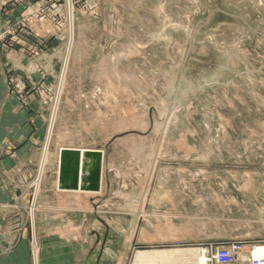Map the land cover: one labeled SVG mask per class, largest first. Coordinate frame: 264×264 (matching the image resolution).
<instances>
[{"label": "rangeland", "instance_id": "rangeland-1", "mask_svg": "<svg viewBox=\"0 0 264 264\" xmlns=\"http://www.w3.org/2000/svg\"><path fill=\"white\" fill-rule=\"evenodd\" d=\"M68 5L0 0V101L44 114L41 159L62 95L51 177L35 204L40 264H134L138 252L174 249L219 264V251L241 246L238 264L261 262L250 249L264 246V0ZM68 148L105 152L98 206L46 192ZM41 159L9 202L22 211L10 227L34 209ZM27 230L9 245L26 242Z\"/></svg>", "mask_w": 264, "mask_h": 264}, {"label": "crops", "instance_id": "crops-1", "mask_svg": "<svg viewBox=\"0 0 264 264\" xmlns=\"http://www.w3.org/2000/svg\"><path fill=\"white\" fill-rule=\"evenodd\" d=\"M69 5L68 11L70 10ZM18 66L22 67L20 65ZM3 86V82L0 81V90L4 88ZM5 102L6 101H0V264H37L38 243L36 244L37 248L34 252L30 237V223L28 220L29 218H31V212L29 215L26 208L23 209V211L25 212V216H23L25 217V220L23 221V225L21 227L20 225L10 227L8 224V219L9 217L16 219L21 216L20 212L22 214V211H19L17 209H15L14 211H9V202L16 200V194L18 195L22 189H25L28 185H30V183L34 181L38 173L42 153L40 147L45 140V132L41 129V127L45 124V118L44 114H42L41 116L34 115V111L32 108L31 111L33 112L30 113V110H22L17 102L11 107L8 106V103L6 104ZM68 149H84L86 153L98 152V154H104L101 160V177L99 179V183L96 178L89 180L88 176L82 177V174L80 172L81 175H79V189L72 188L75 185L74 178L71 180V182L66 181L63 188H60L59 186L63 183L61 184L58 178L56 179V183H50V186L52 188L49 186L50 188L47 189L46 192L54 191L56 196L67 199H77L83 198L84 196H90L89 198L91 202L95 206H98V203H100L99 198H101L102 196L105 185V152L99 151L98 149L87 148ZM98 157L99 155L97 156L95 155V153H93L91 154V157H89L88 159L86 158V161L90 165L93 164V166H95L94 163L96 162L95 160ZM90 168L91 167L87 169L89 170ZM82 178L84 179L82 184H85L86 188L90 190L80 187ZM107 185H109V183H107ZM81 212L85 213L87 211L82 210ZM95 212L98 211L95 210ZM27 227L28 230L26 242H20L19 240L16 244L9 245V235L14 236L15 234H19L20 236L22 230ZM99 232L100 231L98 229L94 230L93 233L95 237H98ZM39 249H41L40 240ZM87 253H90V255L92 256V254H94V251L87 250ZM90 258L93 261L94 256ZM102 263L103 262L101 256L95 257L94 264ZM87 264H90V261H87Z\"/></svg>", "mask_w": 264, "mask_h": 264}, {"label": "bare ground", "instance_id": "bare-ground-1", "mask_svg": "<svg viewBox=\"0 0 264 264\" xmlns=\"http://www.w3.org/2000/svg\"><path fill=\"white\" fill-rule=\"evenodd\" d=\"M70 3V10L72 11V2L71 0H69ZM73 13V12H71ZM70 14V13H69ZM69 22L71 24L70 27V32L72 35V32L74 30V13L70 14L69 17ZM72 28V29H71ZM71 52V51H70ZM69 62H70V54L66 53L65 57H64V61L63 63L66 64V67L63 69L64 71H62V78H61V82L59 85V90L60 92H62L61 94H63V90H64V85L67 79V73H68V67H69ZM64 72V74H63ZM61 99H62V95L60 98H58V101H56V105H55V109L53 108V119H52V125H51V132H50V137L48 142H46V146L44 147V151L43 154H45L44 156L42 155V159L41 162L43 160V164H44V168L43 170L40 172V176L39 178L32 184L31 188H32V206L34 209H32V218L30 219L31 222V227L33 229V240L35 241V243H38V249H37V264H39V239H38V228H37V220H38V216L39 214L36 213L35 210V204L37 201V196L42 188V185H44L45 183V176L46 173L48 172V170L50 169L49 164H51L50 162V157H51V151L54 150V144H53V138H54V132H55V128H56V122H57V117L59 115V111H60V106H61ZM53 144V145H52ZM73 154V155H79L81 157V174L84 175V169L86 170L89 165V163L86 161L84 162V158L86 151L83 150H76V149H60L59 150V169H58V178L60 183H65L66 181L69 180V178L65 177V172H64V165H66L68 163V154ZM95 153V155L98 156V152H93ZM98 158H96L95 161H97ZM45 169V171H44ZM80 174V175H81ZM42 177V180H41ZM80 178V177H79ZM35 224V225H34ZM251 255L252 257H254V259L260 260L261 262H259L258 264H264V246H255L252 247L250 249ZM204 253V252H203ZM200 252V249H174V250H167V251H147V252H138L135 256V261L134 264H189L190 262L196 263V264H205L207 259L206 256ZM263 261V262H262ZM257 264V263H256Z\"/></svg>", "mask_w": 264, "mask_h": 264}, {"label": "water", "instance_id": "water-1", "mask_svg": "<svg viewBox=\"0 0 264 264\" xmlns=\"http://www.w3.org/2000/svg\"><path fill=\"white\" fill-rule=\"evenodd\" d=\"M71 2H72V0H71ZM67 154H68L67 155L68 156V163L66 165H64L65 177L69 178L68 181H70V182L74 178L75 185L72 188L79 189V175H80V171H81V157L79 155H73V154H69V153H67ZM91 154H93V153H85L86 157L83 159L84 162H86V158L91 156ZM101 160H102L101 158L98 159L96 161V165L91 169L90 174L88 175L89 180L96 178V180H98V183H99V179L101 177V163H102ZM84 176L85 175L82 174V177H84ZM50 177H51V171H48L46 173L45 183L49 181ZM83 181H84V179L82 178L80 187L87 189L85 184H82ZM45 183H44V185H45ZM64 185H65V183H63L59 187L63 188ZM97 187H98V185H97ZM87 190H90V189H87ZM30 237H31V241H32L33 250L35 252L37 245H36L35 241L33 240L34 236H33L32 227H30Z\"/></svg>", "mask_w": 264, "mask_h": 264}, {"label": "built area", "instance_id": "built-area-1", "mask_svg": "<svg viewBox=\"0 0 264 264\" xmlns=\"http://www.w3.org/2000/svg\"><path fill=\"white\" fill-rule=\"evenodd\" d=\"M243 247H232L230 249H224L219 251L214 260L219 264H238L239 253ZM208 263L211 264V258L208 260Z\"/></svg>", "mask_w": 264, "mask_h": 264}]
</instances>
